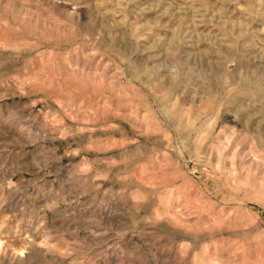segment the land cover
I'll list each match as a JSON object with an SVG mask.
<instances>
[{"label": "rangeland", "instance_id": "obj_1", "mask_svg": "<svg viewBox=\"0 0 264 264\" xmlns=\"http://www.w3.org/2000/svg\"><path fill=\"white\" fill-rule=\"evenodd\" d=\"M0 241L264 264V0H0Z\"/></svg>", "mask_w": 264, "mask_h": 264}, {"label": "bare ground", "instance_id": "obj_2", "mask_svg": "<svg viewBox=\"0 0 264 264\" xmlns=\"http://www.w3.org/2000/svg\"><path fill=\"white\" fill-rule=\"evenodd\" d=\"M0 245H1V241H0ZM22 253V252H21Z\"/></svg>", "mask_w": 264, "mask_h": 264}]
</instances>
